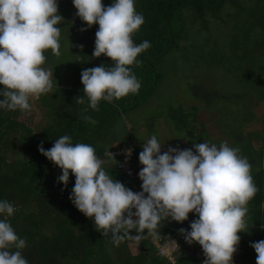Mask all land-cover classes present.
<instances>
[{
    "label": "trees",
    "instance_id": "1",
    "mask_svg": "<svg viewBox=\"0 0 264 264\" xmlns=\"http://www.w3.org/2000/svg\"><path fill=\"white\" fill-rule=\"evenodd\" d=\"M57 3L58 14L64 18V21L57 25L61 30L60 55H54L51 49L45 50L46 61L42 67L50 71L53 70V66L70 69L59 75L53 74V91L41 95L38 99L34 98L35 103L48 118L47 123L35 128L32 126L34 121L23 116L20 110L0 108V201L7 200L18 209L8 220L17 235L26 240L22 255L29 264H170L155 248L150 240L153 239L160 245L168 241H173L177 245L178 251L171 252L169 257L173 258L175 264H203L204 253L203 259H198L194 255V250L199 244L195 242L188 244L180 232V229L191 231V222L198 219L194 212L182 223L171 218L161 221L156 238L148 236L137 241L131 238L137 235L133 230L129 237L116 244L111 234L103 236L96 230L94 220L80 212L69 199L75 185V176L70 172L66 187L58 182L62 170L40 153L39 146L42 143L44 149L49 150L55 140L69 135L73 144L86 143L93 146L97 156L105 161L106 171L114 179L133 192L142 191L139 188L142 181L136 167L140 154L139 144L136 145L135 139L130 135L132 126L129 125L126 129L125 121L121 126L127 134V142L120 141L117 144L114 141L112 127L115 119H120V115L129 111L140 109L152 99V94L161 82L159 64L166 53L178 45L181 36L179 31L184 29L183 20L186 15L194 21L202 12L215 15L225 9L233 20H238L234 22L231 30L243 29L242 22L245 21L244 37L239 40L242 45L237 47L236 38L231 33L228 50L231 55L226 53L222 57L227 58L241 71L239 75L246 78V81L241 83L245 91L243 96H251L250 93L263 90L264 51L260 52L259 48L264 46V0H135L136 10L143 14L145 23L132 38L136 44L145 40L151 44L146 52L137 57L140 61L139 66H131L132 72L141 82V88L137 94H129L114 100L111 104L102 100L99 111H93L88 107L81 73L85 69L102 64L111 67L113 62L104 55L94 59L87 58V48L98 28H88L76 15L77 9L72 0H60ZM102 3L106 6L112 4L113 0H102ZM174 24L178 30L176 32L172 28ZM82 28L87 30L81 31ZM207 43L209 42H205L202 48L207 47ZM236 52L241 53L239 56L241 62L232 60ZM256 54L260 57H254ZM64 74L68 79L62 82ZM189 85L191 87L193 84L189 82ZM2 89L3 85H0V90ZM195 94L202 101L209 97L204 89ZM79 97L84 98L83 104L76 102ZM208 106L205 108H209ZM85 108L88 109L87 112L83 111ZM173 112L174 108L169 104L168 114ZM186 115L188 114L177 115L173 121L176 129L171 127V131L178 132L180 129L185 131L183 138L189 137L190 134V131L186 130L190 124L185 119ZM83 116H90L97 123L86 122ZM243 121L248 122V119L245 118ZM199 128L198 133L203 134L204 127ZM232 131L235 133L233 136L237 138L245 132L244 137L239 139L240 142L234 147L239 148L240 155L246 157L252 165L251 175L258 188L257 194L248 204L247 232L238 233L241 237L238 249L241 250L242 256L246 257L245 264H256L257 254L250 245L264 240V133L254 137V133L247 129L243 131L240 126L233 128ZM131 140L135 142L131 159V168L134 172L131 178H126L118 173L115 162L104 153L106 150L125 148ZM252 141H259V147L254 148ZM114 158L119 161V158ZM123 178H126L127 182H124ZM0 219L4 217L0 215ZM146 232L147 230L144 235ZM130 242L138 246L137 254H130L128 250Z\"/></svg>",
    "mask_w": 264,
    "mask_h": 264
},
{
    "label": "clouds",
    "instance_id": "2",
    "mask_svg": "<svg viewBox=\"0 0 264 264\" xmlns=\"http://www.w3.org/2000/svg\"><path fill=\"white\" fill-rule=\"evenodd\" d=\"M72 2L76 15L88 28L99 25L93 56L104 55L113 62L111 67L102 64L82 71L88 107L99 111L102 100L111 104L137 94L141 82L131 66H139L137 57L151 44L147 40L136 44L132 38L145 23L135 0H113L110 6L102 0ZM58 8L57 0H0V108L30 112L31 99L53 91V72L42 65L45 50L60 55L61 30L57 25L64 18ZM76 102L83 104L84 98ZM82 118L97 123L90 116ZM142 147L139 161L143 167L138 174L142 191L137 193L106 171L105 161L93 146L73 144L69 135L55 140L49 150L41 143L39 151L62 170L58 182L65 187L70 172L75 176L69 199L94 220L97 231L103 236L111 234L114 243L119 244L133 230L137 235L131 238L137 241L156 238L161 221L171 218L182 223L194 212L198 219L191 222V231L180 229L185 241L201 246L203 264H233L241 240L238 233L247 232L248 204L258 192L248 159L227 141L219 147L194 143L195 151L169 146L161 154L162 144L153 135ZM131 151L125 149V155L130 156ZM104 155L118 163L111 151L106 150ZM17 210L9 201H0V215L4 217L0 219V264H29L22 255L26 240L17 235L8 220ZM250 246L257 254L256 264H264V240Z\"/></svg>",
    "mask_w": 264,
    "mask_h": 264
},
{
    "label": "rangeland",
    "instance_id": "3",
    "mask_svg": "<svg viewBox=\"0 0 264 264\" xmlns=\"http://www.w3.org/2000/svg\"><path fill=\"white\" fill-rule=\"evenodd\" d=\"M58 1L60 2V0ZM110 5L107 4L106 6ZM237 21L236 19L233 20L230 14L225 12V9L215 15L202 12L201 16L195 18L194 21H191L186 15L183 20L184 29L179 31L181 36L178 45L169 50L159 64L161 82L152 94V99L140 109L129 111V113L120 115V119H115L112 127V133L115 136L114 141L117 144L120 141L127 142V134L121 126L123 121H125L126 129L129 125L132 126L130 135L135 139L136 145L139 144L140 152L143 151L142 145L155 135L162 144L161 154L166 152L169 146L180 150L192 149L195 151L194 143H209V141H211L210 144H216L218 147L225 141L229 146L236 147V144L240 142L239 139L245 135L244 132L240 138L233 136L235 134L232 131L233 128L239 126L243 128V131L247 129L250 133H254V137L264 133V87L258 93L243 96L245 91L242 84L246 78L239 75L241 71L235 68L227 58L222 57L226 53L231 55L228 50L232 34L236 38L237 47L242 45L239 40L244 37L245 30L243 29L246 25L243 21V29L231 30L234 22ZM95 27L99 28V25L94 24L91 28ZM172 28L175 32L178 31L175 24ZM95 38L94 34L87 48L88 59L97 58L93 56ZM205 42L209 43H207V47L202 48ZM248 45L250 46L249 43ZM259 51L263 52L264 46L259 48ZM240 54L236 52L232 60L241 62ZM254 57L260 56L256 54ZM52 68L53 74L57 75L70 69L67 67L60 69L55 66ZM64 75H62V82L68 79L67 75ZM189 82L193 84L191 87ZM203 89L208 92L209 97L202 101L198 99L199 96L195 93L202 92ZM241 100H243V104ZM30 104L31 111L21 112V114L31 118L32 122L34 121L32 126L35 128L44 126L48 121L44 111L35 103L34 98L30 100ZM169 104L174 108V112L168 114ZM207 105L209 108H205ZM212 106L215 108H210ZM183 113L188 114L185 119L190 122L186 127V130L190 131L189 137H185L186 139L183 138L186 132H183L182 129L178 132L176 130L171 131V127L176 129L173 123L176 116ZM194 113L196 114L195 118ZM245 118L248 119V122L243 121ZM199 127H204L203 134L198 133ZM258 142L252 141V146L258 148L260 144ZM132 144L135 145L134 142ZM136 167L139 172L143 165L138 161ZM123 180L127 182L126 178ZM139 188L142 190L141 184ZM137 192L140 190L134 193ZM150 240L170 264H175L173 258H169L171 252L178 251V247L173 241L160 245L156 243V240ZM198 247L199 250L195 248L194 255L198 259H203V250L200 245ZM128 250L130 254L134 255L138 253L139 248L130 242L128 243ZM245 258L242 256L241 250L238 249L233 256V264H245Z\"/></svg>",
    "mask_w": 264,
    "mask_h": 264
},
{
    "label": "built area",
    "instance_id": "4",
    "mask_svg": "<svg viewBox=\"0 0 264 264\" xmlns=\"http://www.w3.org/2000/svg\"><path fill=\"white\" fill-rule=\"evenodd\" d=\"M132 142H134V140H131L129 142V145L125 148H117L111 150L113 156L119 158V161H117L118 163L116 164V169L118 170V173L123 174L127 178H131L133 174V169L131 168V159L135 145H133ZM125 149L132 150L130 156L125 155Z\"/></svg>",
    "mask_w": 264,
    "mask_h": 264
}]
</instances>
